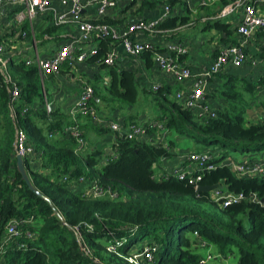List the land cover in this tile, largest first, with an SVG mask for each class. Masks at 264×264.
<instances>
[{"label":"trees","instance_id":"16d2710c","mask_svg":"<svg viewBox=\"0 0 264 264\" xmlns=\"http://www.w3.org/2000/svg\"><path fill=\"white\" fill-rule=\"evenodd\" d=\"M231 1L220 0L219 8H209L206 16L214 19L204 21L192 19L184 1H165L172 8V14L157 29L178 31L202 25L203 31L215 29L221 40L228 42L229 37L224 39L223 35L233 33L229 31L232 25L215 18ZM176 6H182L185 14H174ZM92 22L123 24L113 15ZM64 34V29L49 23L41 36L47 44L54 43V48L47 49L46 57L55 53V45L65 40ZM4 40L0 39V44ZM231 42L237 44L236 40ZM92 44L96 48L84 65L91 71L86 75L94 89L89 107L97 117L116 120L100 117L97 101L111 99L133 106L140 95L149 98L158 116L145 124L147 134L161 132L154 128L161 124L169 134L192 139L205 147H218L216 154L212 151L211 163L215 168L196 174L201 176L199 186L218 185V190L242 194L245 199L225 207L222 202H216L214 191L198 193L195 186L175 176H157L159 162L174 157L172 139L156 142L114 134L111 153L91 146L76 154V141L64 134L66 128L75 125L71 116L60 106H54L52 113H47L38 69L27 66L22 56H12L8 69L21 88L17 104L20 125L41 156L35 167L27 160L25 167L34 188L53 204L61 218L29 189L18 171L14 155L15 128L9 118L10 96L0 73V264H129L125 257L143 248L154 251V264H208L199 253L203 249H212L209 253L212 260L237 257L238 264H264V177L241 176L225 165L230 158L228 151L264 152V124L247 120L250 109L247 98L264 85V78L253 83L251 79L226 75V71L214 75L206 98L218 104L214 106L217 116L203 119L176 98L175 86L157 84L148 88L142 86L139 71L118 62L107 65V55L117 46L112 38L95 37ZM156 52L164 49L158 43L149 42L139 56L148 69L156 66ZM101 70L106 71L104 82ZM68 72L61 70V73ZM219 82L223 86H218ZM45 90L50 100L46 86ZM25 107L29 108L26 113ZM82 118L85 117H78L80 121ZM86 121L90 125L80 126L84 138L89 127L99 136L113 134L91 116ZM66 174L70 176L69 183L62 181ZM81 176L98 181L118 197L85 198L81 187L72 183ZM12 220L17 221V235L7 244L4 239ZM78 232L89 253L82 250ZM29 234L35 236L30 238ZM140 243L143 246H138Z\"/></svg>","mask_w":264,"mask_h":264},{"label":"built area","instance_id":"2783aa9c","mask_svg":"<svg viewBox=\"0 0 264 264\" xmlns=\"http://www.w3.org/2000/svg\"><path fill=\"white\" fill-rule=\"evenodd\" d=\"M144 0H0V13L7 7H15L18 10L15 16V26L18 28L17 40L22 42L32 41L29 50H22L20 55L26 61L27 66H35L41 78L42 92L44 97V107L48 114H51L54 108V102L48 99L45 90V80L50 76H58L61 70L73 71L77 67L84 65L89 58L90 53L95 50L92 44L95 37H109L115 41V45L121 46L125 53L132 57L138 58L145 50L148 43L139 40L140 36L155 37L162 32L157 26L172 14V8L163 1L162 15L153 21H145L143 19L129 20L123 26H111L104 23H93L83 17V12L90 8L95 9L97 19L100 20L109 13L118 9L125 4H132L138 7ZM184 1V0H179ZM208 0H202L201 5L207 7ZM264 7V0H232L228 5L223 7L215 19H227L237 16L239 23L236 27L238 37L237 44L226 45L220 49L216 58L213 60L209 69L197 78L194 86L188 92L178 91L176 98L183 102L185 107L195 111L203 119L216 118L217 112L210 100L206 98V91L210 85V79L227 68L239 69L246 65L249 60L248 45L250 39L257 32L264 34V16L259 14L258 9ZM39 18H47L52 26L65 30L63 37L65 40L56 48L55 53L50 56H41L36 40L32 39V31L35 29V21ZM27 26V29L24 27ZM5 44H0V73L3 76L7 91L10 96L9 118L15 128L14 155L23 158L24 162L29 161L32 167L40 162V155L36 151L34 144L22 126L20 125L17 113V104L20 102L21 88L12 78L9 69V53L5 50ZM117 46L111 49L106 57V64L113 66L118 60ZM30 49L33 54L28 53ZM164 52H156L154 61L156 67L165 75L175 78L179 83L190 80L192 71L190 66L185 62V58L189 54L188 46L181 41H169L163 47ZM184 58V59H183ZM94 96V89L90 84L85 83L78 99L69 110V115L75 125L64 130V134L76 141V154H81L88 149V145L84 137L81 136L82 131L78 122V117L91 116L96 123L102 128L110 130L113 134L125 136L129 139H144L147 137V129L145 125L131 124L123 125L117 120H104L97 117L96 112L89 107V102ZM28 107L24 108V113L28 111ZM259 122L264 124V112L261 113ZM161 132L164 128L161 124H156ZM59 134V133H57ZM186 162L190 163L191 168H179L168 174L167 176H175L181 181H187L189 185L199 187L201 176L197 173L203 170H212L215 168L211 163L213 160L212 152H192L182 157ZM225 165L233 172L241 176L264 177V159L251 160L244 162H236L233 159L225 161ZM62 181L70 182V176L64 175ZM75 187H81V193L88 199H100L110 197L117 198V194L111 189L104 188L98 181L90 180L86 176H81L78 180L73 181ZM213 192V191H212ZM214 199L216 202H222L227 207L230 204L242 202L245 197L240 194H232L216 189L214 191ZM255 201H258L254 197ZM261 203V202H260ZM17 221L12 220L7 227V235L4 239L5 243H11L16 232ZM198 236V233H195ZM35 235L29 234L32 238ZM82 250L89 253L88 247L84 242L82 235L77 233ZM205 247V244H202ZM151 248H143L135 250L125 257L129 264H154V254ZM213 257L208 254L205 260H212Z\"/></svg>","mask_w":264,"mask_h":264},{"label":"crops","instance_id":"0c3cea01","mask_svg":"<svg viewBox=\"0 0 264 264\" xmlns=\"http://www.w3.org/2000/svg\"><path fill=\"white\" fill-rule=\"evenodd\" d=\"M159 1L161 0H147V3L145 4L143 1L142 4L139 5L138 7H135L132 4L131 5L125 4L124 6H120L118 9L114 10L108 15H111V16L113 15L115 19L117 18L119 21L121 22L123 21V24H120L119 26H123L129 20L140 19V18L145 21L157 20L162 15V11H163L162 9L163 4L159 3ZM192 1L195 3L196 7L198 3L200 2V0H192ZM208 2H209V5L207 6V8H200L201 6L198 5L197 11L196 10L194 11L193 8L188 7V11H189V14L191 15V18L201 19L204 14L207 15L209 8H214V7L219 8L220 0H208ZM18 10L19 9L15 7H7L0 13V39L7 36L6 33L8 31H11L9 38L5 39L3 43H5L8 46L11 44L14 47H17L20 45V47L23 48L22 50L26 51V50H29V47L27 46V42H22L21 40H17L18 28L17 26L12 25L11 23V19L15 18ZM173 12L174 14H178V15L185 14V9H183L182 6H176ZM258 12L259 14L264 16V7L259 8ZM83 17L88 20H92V21L96 20L97 15H96L95 9L90 8L87 11H84ZM213 19H214L213 17H210L209 20H213ZM42 23L49 24V21L47 18H39L37 21V26H40V24ZM228 23L232 25V28L229 29V31L233 32L229 36L225 34L223 35L224 39H227L229 37L228 42L221 40L218 31L210 33L212 35V38L209 43L204 42L203 37L198 36L199 35L198 33L192 32L193 28L191 27L179 29L178 31H164L156 37H147V36L138 37L139 40H142L145 43H149V42L158 43L159 46L162 48L164 47L166 42L177 41V40L184 42L188 46L189 54L185 58V62L190 66V69L192 71V78L190 80L184 81L183 83H179L175 78L172 79L173 77L171 78V77L166 76L156 66L154 69H148L139 57L132 58L128 56L125 53L124 49L119 45L117 46V49H116L118 53V57H119V60L117 62L120 63L124 67L132 68L136 71H139V78H140L142 85H144L143 81L147 82L148 84L151 83L154 85L170 84V85L175 86V94L178 91L188 92L194 86L197 78H199L201 74H203L207 69L210 68L213 60L216 58L220 49L226 45H231L232 44L231 41L238 40L236 31H235L239 23L238 17L237 16L231 17L228 20ZM197 24L199 25V23ZM28 53L30 52L28 51ZM248 53H249L248 54L249 60L246 63V65L248 64L247 66L245 65L239 69L227 68L224 71H226L225 73L226 75H233V76L236 75L235 72H237L239 74L238 75L239 77L246 78L248 80L251 79L253 83H257L261 78H264V35L263 34L257 32L255 35L251 37L249 45H248ZM193 54L194 56L192 57ZM196 54H203L204 56L196 55ZM79 68L81 70L84 67L83 65L79 66L73 71L78 70L79 72ZM71 73L72 71L68 73H60L58 76L54 77L52 81L58 82V83L63 82L64 85L69 84L70 86H74L75 82L80 83V79H78L76 76H74ZM92 74H93V71H92ZM220 85L223 86V83L221 84L219 82L218 86ZM256 93L254 94V98L256 99V101L250 104V109L247 113V120L253 121V122H258L261 113L264 112V85L259 86L257 88ZM63 95L65 96L63 99L54 100L53 102H54V106H60L62 109H63L62 105L66 104L67 110H64V109L63 110L67 113L68 110H70L72 105L75 103V101L78 99L79 95L75 94L74 97H72L71 95H68L67 93L65 94L63 93ZM210 101L213 103L215 107H217L218 104L215 101L213 100H210ZM155 117H150V120L155 119ZM110 119H115V118H110ZM129 120L131 122H136V118H132V119L129 118ZM118 122L122 123V120ZM85 124L90 125L88 121L85 122ZM90 130H92L96 134L97 138L99 137L97 132L94 131L90 127L85 129V133H87V136H89ZM145 138L151 141L155 139L156 142H163L165 140L167 141L168 139H172L170 141H173L174 143V146L171 150L174 154V157L164 158L158 164L156 174L159 177H162L165 174H168L179 168H191L190 163L186 162L182 158L184 155L188 153H192V152H207V151L209 152V149H202V150L195 149V150H189L187 152H185V150L183 151L181 150L180 152H177V149H176L177 143L179 141L180 142L185 141V138L180 137V136H175L172 133L169 134L167 132H156L152 135H147V137ZM114 140H115V136H113L112 134H108L105 137V139L102 141L104 144H107L108 153L112 152V146H113ZM185 142H188V141H185ZM236 158L237 159H235L232 156L229 159H233V160H236V162L239 161V163H241V162L248 161V160L249 161L261 160V159H264V156L262 157H257V156L245 157L244 156L242 158H238V157ZM210 252H212V249L206 250L207 254H209Z\"/></svg>","mask_w":264,"mask_h":264},{"label":"rangeland","instance_id":"374dc122","mask_svg":"<svg viewBox=\"0 0 264 264\" xmlns=\"http://www.w3.org/2000/svg\"><path fill=\"white\" fill-rule=\"evenodd\" d=\"M201 1L202 0H200V2L198 3L199 6L201 5ZM184 2H185V4H187V6L189 8H193L194 11L195 10L197 11L198 5L196 7L195 3L192 0H184ZM230 18L231 17H229L227 19H223V20L226 23H228V20ZM202 19L204 21L205 19H209V17H207L204 14ZM11 23H12V25H15V18L11 19ZM48 27H49V24H44V23L40 24V26H37V21H35V29L32 31V35H33L32 39L36 40L39 52H40L42 57L46 55L47 49H49L51 47L54 48V43L47 44V42H44L42 40L43 38H42L41 34ZM202 27H203L202 25H199L198 27L193 28L192 32L198 33L199 34L198 36H200V37L202 36L203 37V41L204 42L209 43L211 38H212V35L210 33L217 32V30L214 29V30H210V31H203ZM10 33H11V31H8L6 33L7 36L3 37V39L9 38ZM145 36L151 37V36H148V35H145ZM2 42H4V41H2ZM26 42H27V46L30 48L31 45H32V41H30V42L26 41ZM4 46H5V50L7 51V53H9V57H12L13 54L22 52V49H23V48L20 47V45L17 46V47H14L11 44L9 46L5 44ZM56 47L57 46L55 45V48ZM29 52L31 54H33V51L31 49H30ZM196 55L204 56L203 54H196ZM193 56H194V54L192 55V57ZM199 57H201V56H199ZM83 67L84 68L81 69V70L79 68V72L77 70V71H72V73H71L74 76H76L78 79H80V83H76L75 82L74 86H70L69 84L64 85L63 82L58 83V82L52 81L51 79H46L45 80V84H46V88H47L50 100L54 101V100L63 99L65 97L63 95V93L64 94L67 93L68 95H71L72 97H74L75 94L79 95L80 94V89L82 88V86L85 83L90 84L88 78L86 77V75H90L91 74L90 73V69L88 67H85V66H83ZM99 73L103 77L102 78L103 82H104L105 79L107 80L106 71L105 70H101V72H99ZM235 73H236L237 76L239 75L237 72H235ZM168 77H170V76H168ZM172 79H174V78H172ZM143 83H144V85H142V86H146L148 88H150L152 85H154V84H151V83L148 84L145 81H143ZM140 97L141 98H140V100H138L137 104H135L133 106H129V105H126V104L115 102V101H112L111 99H108V101H103V100L97 101V106L99 108V116L102 117V118H106V117L109 116L108 118H115L116 120H119V121L122 120V122L127 123L128 125H131V121L129 120V118H131V119L132 118H136V122L138 123V125H145L148 122L150 123V122H152L154 120V119L150 120V117H155V116L158 115L157 109L151 103L149 98H146L145 96H142V95H140ZM247 100H248L249 104H251L252 102L256 101L254 96H250V97L248 96ZM62 107H63L64 110H67L66 104L62 105ZM68 113H69V110H68ZM86 118L87 117L82 118L81 121L78 119V122H79L80 126L81 125L82 126H84V125L86 126V124H85V122H87ZM148 120H150V121H148ZM112 135L114 136V134H112ZM106 136L107 135L99 136L100 138L98 137L99 138L98 139L96 134L92 130H90L89 136H87L85 138V140H86V143H87L89 148L91 146H93L96 149H99V150L104 151V152H108L107 144H104L102 142L105 139ZM185 141H188V142H185ZM185 141H183V142L179 141L177 143V145H176L177 152H180L181 150L182 151L185 150V152H187L189 150H195V149H201V150L202 149H209V152L213 151L214 154H216L217 150H218V147H216V146L205 147V146H203L201 144H198L197 142H195L194 140L189 139V138H185ZM227 155L230 156V157L233 156L235 159H237L236 157L242 158L244 156L245 157H252V156L262 157V156H264V152L256 153V154H253V153L240 154V153H234V152L228 151ZM237 162H239V161H237ZM156 168H158V166H156ZM142 244L143 243H140L138 246H142ZM199 253L202 254L203 257H207L208 256V254L206 253L205 249L200 250ZM208 264H238V258L237 257H231V258H228V259H225V260L214 259V260L208 261Z\"/></svg>","mask_w":264,"mask_h":264},{"label":"water","instance_id":"95a60500","mask_svg":"<svg viewBox=\"0 0 264 264\" xmlns=\"http://www.w3.org/2000/svg\"><path fill=\"white\" fill-rule=\"evenodd\" d=\"M17 168H18L19 173L22 176V179L28 185L29 189L33 193H35L38 197H40L41 199L45 200L50 205V207L53 209L54 213L59 218H61L60 213L56 210V208L53 206V204L45 196H43L36 188H34L32 182H31V179H30V177L28 175V172L26 170L25 162H24L23 158L20 157V156H17ZM216 189H218V185L217 186H212V187H210V186L209 187H201V186H199L198 189H197V192L198 193H210L212 191H215Z\"/></svg>","mask_w":264,"mask_h":264}]
</instances>
